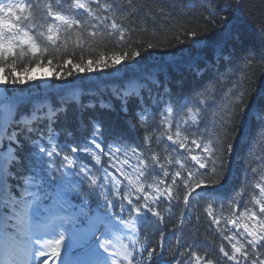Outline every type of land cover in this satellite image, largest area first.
<instances>
[{
	"label": "snow or ice",
	"instance_id": "obj_1",
	"mask_svg": "<svg viewBox=\"0 0 264 264\" xmlns=\"http://www.w3.org/2000/svg\"><path fill=\"white\" fill-rule=\"evenodd\" d=\"M245 17V0H186L179 13L170 0L139 6L136 0H0V89L7 93L0 97V264H38L48 256L58 264H133L134 251L140 264H163L156 247L135 250L133 243L129 250L112 230L135 234L137 221L164 219L162 205L169 214L179 209L184 223L201 201H208L210 222L219 224L213 204L234 215L240 203L243 190L231 188L239 160L246 186L252 181L259 189L242 204L251 221L238 233L242 239L225 237L230 248L221 245L215 258L197 254L193 235L186 252L175 255L185 257L183 264H264V173L257 179L248 159L264 141V83L257 87L255 73H245L232 85L227 108L212 87L231 80L238 62L248 69L255 62L240 27ZM157 22L163 23L153 27ZM73 29V47L87 32L115 36L123 50L86 62H74L72 52L54 63L46 54L67 53L61 34ZM149 31L171 35L164 45L128 39ZM259 33L264 60V23ZM158 50L172 58L145 70V59ZM22 57L28 60L18 74ZM43 67L51 75L31 74ZM97 70L127 76L109 84L82 75ZM24 86L28 97L17 96ZM156 130L160 136L150 135ZM157 141L172 142L177 155H157Z\"/></svg>",
	"mask_w": 264,
	"mask_h": 264
},
{
	"label": "trees",
	"instance_id": "obj_2",
	"mask_svg": "<svg viewBox=\"0 0 264 264\" xmlns=\"http://www.w3.org/2000/svg\"><path fill=\"white\" fill-rule=\"evenodd\" d=\"M145 2L151 4L152 0H136V4L139 6L141 4H144ZM171 3H173L176 7L177 12L179 13L186 2V0H170ZM245 13L246 17L242 19L241 23V31L243 33V39L245 41V48L249 50H254L256 53L255 56V62L252 64L251 68H245L242 61L238 62L236 65V68L234 69L233 77L231 80H224L219 85H213V90L217 91L221 95V103L222 105L227 108L228 107V94L232 90V85L236 83L237 80L243 82L245 80V73L248 75H251L255 73L256 83L257 87L260 86L261 83H264V60H261V57L259 55L260 48H261V42H260V33H259V25L261 23H264V0H245ZM148 23H152V21H148ZM160 23L163 22H157L153 25V27L158 28L160 26ZM95 30L94 28L87 29V32H91ZM76 29L71 30V34H63L61 35V41L64 39L68 40V48L67 53L61 52L57 55H51V52L49 54H46L47 58H52L54 63H60L63 61V59L67 58L68 53L75 52V56H73L74 62L79 59H83L85 62L88 59H95L99 55H110L114 52L122 51V46L118 42V38L115 36H108L106 34H100L98 33L95 38L90 37L87 35V32L84 33L81 37H79V43L78 46L73 47L72 42L74 39H77L76 37ZM171 33L166 35H162L158 31H149L146 33H137L135 35H132L128 37L131 41L136 40H142L145 42H153V43H159L161 45H164L166 42V39L169 38ZM188 47H191L189 45ZM175 51V50H173ZM172 57L169 53L163 52L162 50H158L156 52H152L149 54L148 58L144 61V67L145 70H151L155 67H157L162 60H170ZM27 57H22L20 61L18 62V68L17 72L18 74L21 73V68L24 66L25 61H27ZM121 68H123V64H121ZM37 71V72H35ZM2 75L4 74L3 72ZM35 76H43V75H51V69L48 67H43L39 69H34L31 74ZM39 74V75H38ZM86 79L90 80H102L104 83H117L122 79H125L127 76V72L121 71L120 73H115L111 76L107 74V72H101L97 70L96 72L92 74H82ZM37 83H40L43 86H46L49 81H37ZM51 83L56 84L59 83V81H51ZM0 94L2 96L7 95L6 92H4L3 89H0ZM17 96H23L28 97V88L27 86H24V91L20 92L17 91ZM135 105H132L134 107ZM115 119L118 126H123L122 121L118 118L113 117ZM209 132H212L213 129L211 127V124L208 125ZM160 130H156L154 133H151V135L154 136H160L161 134ZM251 147V145L245 146V155H248V148ZM249 164L252 168L256 169V178L258 179L259 175L261 173H264V141H258L255 144V147L252 149V155L248 158ZM245 167L244 160H239L235 164V177L233 178V181L231 182V186H238L243 187L242 190L246 191L247 188L253 183L252 181L249 182V184L246 186L245 184V174L243 171V168ZM15 183V181L13 182ZM202 210V208H201ZM202 213H198V210L196 214L192 217L190 221L194 223L192 229L189 230V238L192 240L193 235H195L196 238H199L201 241L200 243L203 245L204 248H211L212 243L214 242V234L212 233L214 231V228H212L207 220L204 218L201 220V224H198V219L200 220V216H203Z\"/></svg>",
	"mask_w": 264,
	"mask_h": 264
},
{
	"label": "rangeland",
	"instance_id": "obj_3",
	"mask_svg": "<svg viewBox=\"0 0 264 264\" xmlns=\"http://www.w3.org/2000/svg\"><path fill=\"white\" fill-rule=\"evenodd\" d=\"M35 72H37V71H35ZM35 74H36V73H34L33 75L35 76ZM0 75H2V73H0ZM38 75H39V74H38ZM39 76H40V75H39Z\"/></svg>",
	"mask_w": 264,
	"mask_h": 264
},
{
	"label": "bare ground",
	"instance_id": "obj_4",
	"mask_svg": "<svg viewBox=\"0 0 264 264\" xmlns=\"http://www.w3.org/2000/svg\"><path fill=\"white\" fill-rule=\"evenodd\" d=\"M220 217H222V218H226V216H225V215H223V216H220Z\"/></svg>",
	"mask_w": 264,
	"mask_h": 264
}]
</instances>
